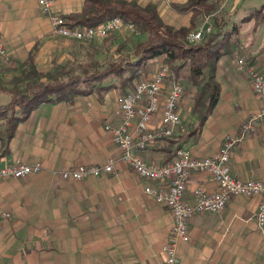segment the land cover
<instances>
[{
  "label": "crops",
  "instance_id": "crops-1",
  "mask_svg": "<svg viewBox=\"0 0 264 264\" xmlns=\"http://www.w3.org/2000/svg\"><path fill=\"white\" fill-rule=\"evenodd\" d=\"M128 1L153 3L175 28L192 24V12L180 13L172 7L187 0ZM83 6L84 0H55L54 10L67 15ZM219 12L225 29L237 27L238 33L232 53L217 63V105L202 129L190 135L187 130L196 124V117L189 93L190 99L184 96L179 106L184 129L172 137L174 141L155 140L137 152L157 164L171 160V151L175 155L179 148L201 159L217 153L231 138L235 139L230 160L233 175L242 181L264 182V116L246 127L263 102L253 91L248 73L237 67L235 55L241 48L247 60L264 72V0H222ZM209 21L213 24L214 17ZM0 35L7 50V60L0 65L5 81L12 79L34 48L40 72L66 62L76 49L74 40L54 33L38 0H0ZM125 40L122 35L112 44L96 39L99 57L100 52L117 50ZM153 62L152 70L161 63L159 58ZM120 96L118 89L101 95L94 90L72 102L43 103L18 125L12 151L0 158V166L20 161L40 163L43 169L0 182V210L11 213L0 230V264H164L163 248L173 215L145 190L163 182L135 173L121 159L105 128L123 121ZM8 99L0 92V104ZM160 118L161 113L156 114L152 125H158ZM1 146L0 140V150ZM111 159L114 172L102 177L82 181L61 177L66 169L104 166ZM198 188L216 191L218 183L207 173L193 172L185 194L189 202L195 201ZM260 202L261 196H236L223 211L195 214L189 221L190 241L179 245V264H264V233L256 219Z\"/></svg>",
  "mask_w": 264,
  "mask_h": 264
},
{
  "label": "trees",
  "instance_id": "trees-1",
  "mask_svg": "<svg viewBox=\"0 0 264 264\" xmlns=\"http://www.w3.org/2000/svg\"><path fill=\"white\" fill-rule=\"evenodd\" d=\"M221 3L222 0L174 3L173 8L177 12L193 13L191 26L175 28L164 21L153 3L142 6L128 0H84L81 11L63 15L66 25L71 28L98 26L116 16L122 17L146 36L134 47L136 59L132 60L123 48L119 49L121 52L116 59H101L98 48L91 41L74 40L76 49L70 53L69 60L55 63L49 72H40L36 68L37 49L34 48L11 80L5 81L0 77V92L9 98L0 104V158L11 153V141L18 125L41 104L72 102L94 90L101 95L118 89L121 96L125 95L138 78L147 75L151 61L160 57L171 64L168 65L177 79L184 78L187 67V80L196 87L192 114L197 119L189 134L198 133L220 98L217 63L221 56L232 53L234 35L238 33L237 27L226 30L223 19L217 16ZM210 16L214 17L213 32L205 34L198 42H188L187 35L198 27L199 21ZM165 140L174 141L173 138ZM173 155L171 151L170 159Z\"/></svg>",
  "mask_w": 264,
  "mask_h": 264
},
{
  "label": "built area",
  "instance_id": "built-area-1",
  "mask_svg": "<svg viewBox=\"0 0 264 264\" xmlns=\"http://www.w3.org/2000/svg\"><path fill=\"white\" fill-rule=\"evenodd\" d=\"M42 12L48 16L54 33L70 39L91 41L105 39L122 28L123 20L116 16L98 26L71 28L66 25L63 15L54 10L55 0H38ZM201 27L187 35V41L195 43L205 34L213 32V24L207 17ZM7 60V50L0 35V65ZM237 67L248 73L253 91L261 98L263 105L258 115L248 122L264 116V72L244 57L236 56ZM184 96V88L177 81L174 72L161 65L149 78H144L135 88L119 97L123 112V121L118 125L107 124L113 142L117 145L121 159L139 176L163 182L161 186L149 185L146 192L156 202L170 210L173 215V227L168 241L164 245V264H179L178 249L181 243L190 241L189 221L197 213L223 211L232 197L261 196L256 219L264 233V182L250 179L242 181L232 173L230 160L235 139H227L220 150L207 158H195L186 148H179L173 158L165 163H149L137 150L146 149L159 139L172 138L182 129L179 106ZM161 113L159 124L152 125L156 114ZM114 160L104 166L79 165L61 173L63 180L82 181L90 177L99 178L114 172ZM42 164H25L17 161L0 166V182L23 179L41 172ZM193 172L209 174L218 183L214 192L198 188L194 191L195 201L185 198L187 184ZM11 213L0 210V230Z\"/></svg>",
  "mask_w": 264,
  "mask_h": 264
},
{
  "label": "rangeland",
  "instance_id": "rangeland-1",
  "mask_svg": "<svg viewBox=\"0 0 264 264\" xmlns=\"http://www.w3.org/2000/svg\"><path fill=\"white\" fill-rule=\"evenodd\" d=\"M135 2H137V1H135ZM55 3V2H54ZM138 3V2H137ZM139 4V3H138ZM141 5V4H140ZM142 6H145V5H142ZM172 7H173V4H172ZM219 10H220V8H219ZM219 10L216 12V14H217V16L218 17H220L221 18V12H219ZM122 18V17H121ZM122 20H123V18H122ZM214 27V26H213ZM57 35V34H56ZM119 35H122V36H124V38L126 39L125 41H124V43H122L121 45H119L118 47H117V50L115 49L114 51H112V52H108V53H103V52H100L101 53V59H108V58H112V59H116V57H117V55H118V53H120L121 51L119 50L120 48H123V52H125V54L127 53V55H129L130 57H131V59L132 60H135L136 59V57H135V54H133V50H134V47H135V45L137 44V43H139V42H141V41H143V40H145V38H146V36L143 34V33H140L139 31H137L136 29H135V27H134V25L132 24V23H128V22H125L124 20H123V24H122V28L120 29V30H118V31H116L115 33H112V35H110L109 37H106L105 39H102L103 40V42H105V43H107V42H110V40L111 39H114V38H117ZM116 40V39H115ZM85 43V42H84ZM90 43V42H89ZM91 43H92V45H96L97 43H96V40H91ZM98 55H99V53H98ZM236 56H240V57H244L245 59H248L247 57H246V55L245 54H243L242 53V49L241 48H239L238 50H237V52H236V54H235ZM109 59V60H110ZM111 59V60H112ZM160 59V61H161V63H160V66L161 65H167L170 69H171V67L169 66V65H171L170 63H167L166 62V60H164V58L163 57H160L159 58ZM153 61H151V63H150V65L151 66H148L149 67V71H148V73H147V75L146 76H142L141 78H138L136 81H135V83H134V85H133V87L131 88L132 90L135 88V85L138 83V81H140V80H142V79H144V78H149L151 75H152V73L153 72H155L158 68L154 65V67H153V70H152V65H153V63H152ZM169 64V65H168ZM186 70H185V75L183 76L184 78H182L181 77V79H177V81L183 86V88H184V96H187V95H189V93H190V97H191V103H193V95L195 94V92H196V87L195 86H193L191 83H187V76H188V72H187V67L185 68ZM172 70V69H171ZM173 71V70H172ZM174 72V71H173ZM174 74H175V72H174ZM113 79V78H112ZM107 82V81H106ZM189 84V85H188ZM183 96V97H184ZM188 98H189V96H187ZM190 99V98H189ZM196 123H197V119H196ZM196 125V124H195ZM195 125L193 124L192 125V128H190V130L188 131L187 130V132H190V131H192L194 128H195ZM188 126V125H187ZM182 129H184L183 127H182ZM181 129V130H182ZM187 134V133H186ZM175 137V136H174ZM169 147H172V145L170 146L169 145ZM173 148V147H172ZM174 149V148H173ZM210 192H214V191H210Z\"/></svg>",
  "mask_w": 264,
  "mask_h": 264
}]
</instances>
